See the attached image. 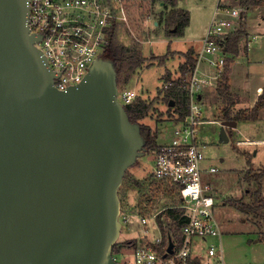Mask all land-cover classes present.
<instances>
[{
    "label": "water",
    "instance_id": "water-1",
    "mask_svg": "<svg viewBox=\"0 0 264 264\" xmlns=\"http://www.w3.org/2000/svg\"><path fill=\"white\" fill-rule=\"evenodd\" d=\"M28 11V0H0V264H121L118 188L144 138L110 61L54 86ZM235 126L220 123L219 143Z\"/></svg>",
    "mask_w": 264,
    "mask_h": 264
},
{
    "label": "built area",
    "instance_id": "built-area-1",
    "mask_svg": "<svg viewBox=\"0 0 264 264\" xmlns=\"http://www.w3.org/2000/svg\"><path fill=\"white\" fill-rule=\"evenodd\" d=\"M134 1L28 0L29 31L41 36L35 45L54 72L58 90L80 83L91 63L102 58L117 25L126 21L123 6ZM232 2L236 6L217 0L200 53L213 56L212 63L220 67L228 57L226 37L237 30L243 14L249 11L238 5V0ZM188 82L187 114L166 121L162 137L149 152L153 161L150 180L169 189L166 195L171 201L157 211L146 210L150 214L134 216L141 233L130 239L131 264H222L219 243L208 242L222 232L215 213L216 189L209 181L218 169L206 165L205 145L199 134L200 126L210 122L202 113V82L195 75ZM167 86L165 83L162 89ZM134 98L129 92L117 95L122 105ZM123 222L128 228L130 215ZM206 258H216V262H206Z\"/></svg>",
    "mask_w": 264,
    "mask_h": 264
},
{
    "label": "rangeland",
    "instance_id": "rangeland-1",
    "mask_svg": "<svg viewBox=\"0 0 264 264\" xmlns=\"http://www.w3.org/2000/svg\"><path fill=\"white\" fill-rule=\"evenodd\" d=\"M139 1V0H135ZM231 5L236 6L232 0H227ZM179 3L189 12L190 22L186 30H184L183 36L177 40V42H172L169 46L174 49H183L184 45L189 43V41L194 42V47H200L198 40L202 37L205 28L210 24L212 19V14L216 7L217 0H179ZM250 11L243 14V19L238 22L236 27L238 31H244L245 18ZM211 17V19H210ZM209 23V24H208ZM127 24V23H126ZM208 27V26H207ZM130 27H124V31L128 36V39L131 42H136V38L142 37L141 35H135L131 33ZM116 39L121 45L120 34L118 28L116 29ZM128 31V33H127ZM235 32L231 33L234 34ZM247 36V35H246ZM244 36V37H246ZM243 37V38H244ZM133 39V40H132ZM252 41V40H251ZM254 47H262L261 50L248 52L249 59L254 60L259 58L262 60L264 58V39L261 44H253ZM126 46V45H125ZM161 46V45H160ZM128 47V46H127ZM186 53V52H185ZM184 54V53H180ZM173 55V54H170ZM228 57H231L227 53ZM167 56H152L150 57L151 61L157 60L160 63V59H165ZM227 57V58H228ZM226 58V59H227ZM164 61V60H163ZM232 65V64H231ZM153 72V71H150ZM169 72V71H168ZM176 78V77H175ZM129 87V85L121 84L118 87V94H121L124 89ZM155 92L149 96H139L143 99L153 100L156 96ZM166 110V107L163 103L154 104L153 108L149 111L148 115L142 120L146 125H149L152 128V131H156L158 139H160L162 134V129L166 127V115L163 113L160 115V112ZM209 119L214 118L213 114L208 115ZM231 129H227L226 132L229 134V142L227 144L219 143V127L216 124H205L200 126V140L204 142L205 148L203 152L206 155V165L215 166L218 169L216 176L210 177L209 181L211 185L216 189V204L218 209H216V216L221 225V231L224 233L221 236L222 239V257H224V264H252V263H261L264 264V241L256 242L257 238L253 235L252 222L243 223L239 218H245L240 215L236 209L226 205V201L232 199H243L246 202L252 201L253 193L257 189L255 183H243L244 176L249 170L248 164L254 173L260 171L258 169H264V145H248L238 146L236 142L240 139H244L246 136L258 139L259 137H264V127L254 128L253 126L240 125L237 129V132H231ZM250 151L247 153L246 151ZM254 149L258 152L254 155ZM148 150L144 153L143 157L139 158L135 165L126 169V174L123 177V180L119 186L118 198H119V207L120 215L119 221L121 222L122 229L121 233L117 239V243L123 245L128 240L136 238L140 235L141 230L137 224V219H135L136 214H150L145 212L144 214L139 213L137 204L139 202L145 201L147 196L153 195L154 198L153 204H145L147 210L157 211L163 205H167L171 199L166 195L169 189L164 187L159 190H150L148 185L151 183L150 173L152 168V157ZM242 155H245L247 160H244ZM251 158V160L249 159ZM223 159V161H221ZM135 181H139L143 184L142 187H137ZM262 185V195L264 197V181L261 182ZM130 215V223L128 228L125 227L126 224L123 222L125 217ZM253 218L250 219V221ZM223 224V225H222ZM252 225V226H251ZM223 228V230H222ZM131 247H123L119 253L113 254V258L121 264H130L131 259ZM206 262H216V258H206Z\"/></svg>",
    "mask_w": 264,
    "mask_h": 264
},
{
    "label": "crops",
    "instance_id": "crops-1",
    "mask_svg": "<svg viewBox=\"0 0 264 264\" xmlns=\"http://www.w3.org/2000/svg\"><path fill=\"white\" fill-rule=\"evenodd\" d=\"M175 7L188 12L179 3V0H177ZM171 9V6L161 0H139L136 2L134 1L127 3L123 6L122 12L126 16V21H122L117 25L120 34V41L128 47L138 46L142 52V56L145 58V62L142 67L131 76L127 83H125V85L128 84L129 87L127 86L123 92L132 93L135 97L138 95L149 96L155 92L158 93V91L162 89V86L165 84L164 74L167 71L170 72L172 78L177 76L180 64L185 61L184 56L180 53H185L191 50L193 51V56L196 59V68L193 75H195V77L202 82L200 97L202 99L201 106L203 117H205V119L210 122L207 124H216L219 127L220 123L222 122L221 109L224 104L217 93V78L223 67H220V65L217 63H212V60H214L213 56H207L205 54L200 55L203 49V41L207 33L208 25L206 26L202 37L198 40L200 47H194L195 43L189 41V43L184 45L185 48L174 49L169 45L172 42H177V40H179L183 35L171 37L167 36L165 33L162 18L165 17L169 13L168 11ZM248 10L250 12L246 16L244 24L245 36H247L241 39L238 43V55L231 57L232 65L228 81L230 84V90L236 101L235 105L230 110V115L232 117L239 112H247L248 110L252 109L258 100V95L264 88V58L262 60L259 58L251 60L248 57L249 51L250 56H252L251 52L253 49L254 51H258L262 48L260 46L255 48L253 44H261L264 39V0H260V3L257 5L250 6ZM188 25L185 28H187ZM124 27H130L129 29L132 35H135L136 33L142 37L136 38L135 43L131 42V40L128 39L126 31H124ZM185 28L184 30H186ZM164 55L167 57L164 59L163 63H158L157 60H150V57L152 56L158 57ZM212 114L214 118L209 119L208 115L210 116ZM258 115L259 117L256 121L236 122V126L234 128H230L232 130L231 132H237V129L240 127V125H249L258 129L260 127H264V107L259 111ZM248 145H264V137L255 139L246 136L244 139L238 140L234 147H248ZM241 151L243 152L246 150ZM246 152L250 153V151ZM257 152L258 150L254 149V155ZM241 157H243L244 160L248 159L245 155H242ZM249 159L251 160V158ZM221 161H223V159ZM217 172L209 176V178L216 176L215 174ZM243 183L245 184L246 182L244 181ZM216 209H218V206H216ZM240 215L245 217L241 213ZM239 219L243 223L252 222V224H255L253 226L251 225L253 227L252 233L254 237L257 238L256 242H259V237L261 233L264 232L263 222H257L255 220L250 221L246 217ZM223 233L224 231L221 232L219 237L208 239V242L212 244L219 243L221 248V257V236ZM222 258V264H224V257Z\"/></svg>",
    "mask_w": 264,
    "mask_h": 264
},
{
    "label": "trees",
    "instance_id": "trees-1",
    "mask_svg": "<svg viewBox=\"0 0 264 264\" xmlns=\"http://www.w3.org/2000/svg\"><path fill=\"white\" fill-rule=\"evenodd\" d=\"M164 3L172 7L169 13L162 18L163 26L167 36H181L184 33V28L189 22V12H186L180 8H176L177 0H161ZM236 2V1H234ZM260 3V0H238V5L243 8H249ZM245 36V32L238 31L234 34H229L225 39V51L229 53L231 57L237 56L239 53L238 43ZM185 61L180 64L178 69V74L176 78H172L170 72L164 74V82L168 83L167 88L160 89L153 100L143 99L136 96L132 102L125 103L123 105L128 119L132 123L138 124L140 129V135L144 138L143 151L146 153L148 150H153L157 145V133L152 131L149 125H146L142 120L148 115L154 104L163 103L166 110L160 112L166 115V121L177 120L183 118L188 112V91L187 85L188 80L193 75L196 68V59L193 56V51L189 50L183 54ZM228 57L223 61V68L218 75L217 81V93L222 100L224 106L221 109L222 121L234 120L236 122H248L256 121L259 117L258 113L264 107V88L258 95V100L255 106L248 110L247 112H239L233 117L230 115L231 108L235 105V98L230 90V84L228 81L229 73L231 71L232 59ZM103 60H108L111 62L112 66L116 71V84L121 85L127 83L131 76L142 67L145 62V58L142 56V52L138 46L127 47L118 43L116 39V34H113L111 41L106 47V51L102 56ZM163 58L160 59V63H163ZM172 104V105H171ZM136 164V163H135ZM133 164V165H135ZM249 170L244 176V181L246 183L253 182L256 184L257 189L252 194V201L246 202L243 199H232L226 201V205L236 209L238 212L243 214L249 220L257 222H263L264 224V197L262 195V185L261 182L264 180V169L254 173L250 167L249 162H247ZM132 165V166H133ZM152 179V178H151ZM151 183L148 185L150 190H159L163 186L159 183L149 180ZM137 187H144L139 181H135ZM153 195H148L147 199L143 202H139L136 207H138L139 213L144 214L147 210L145 204H153ZM260 241H264V232L261 233L259 237ZM133 242L128 240L123 245L115 243L112 248V254L119 253L123 247H131Z\"/></svg>",
    "mask_w": 264,
    "mask_h": 264
}]
</instances>
